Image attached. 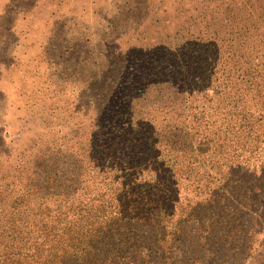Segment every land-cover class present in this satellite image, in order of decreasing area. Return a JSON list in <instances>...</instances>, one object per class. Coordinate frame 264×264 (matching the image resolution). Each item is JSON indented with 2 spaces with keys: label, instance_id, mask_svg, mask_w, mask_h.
<instances>
[{
  "label": "trees",
  "instance_id": "obj_1",
  "mask_svg": "<svg viewBox=\"0 0 264 264\" xmlns=\"http://www.w3.org/2000/svg\"><path fill=\"white\" fill-rule=\"evenodd\" d=\"M197 19L145 54L98 59L82 105L71 111L62 88L61 116L17 131L28 147L1 138L0 264L252 255L264 231V0Z\"/></svg>",
  "mask_w": 264,
  "mask_h": 264
},
{
  "label": "rangeland",
  "instance_id": "obj_2",
  "mask_svg": "<svg viewBox=\"0 0 264 264\" xmlns=\"http://www.w3.org/2000/svg\"><path fill=\"white\" fill-rule=\"evenodd\" d=\"M241 1L0 0V90L6 94L0 97V143L5 138L10 149L28 147L13 144L17 131H44L46 121L61 116L62 88L74 89L71 111L82 105L78 93L99 70L98 59L133 49L145 54L148 43L173 37L178 24ZM258 230L252 255L241 249L223 259L226 264H264V231Z\"/></svg>",
  "mask_w": 264,
  "mask_h": 264
},
{
  "label": "crops",
  "instance_id": "obj_3",
  "mask_svg": "<svg viewBox=\"0 0 264 264\" xmlns=\"http://www.w3.org/2000/svg\"><path fill=\"white\" fill-rule=\"evenodd\" d=\"M1 92H3L2 90H0Z\"/></svg>",
  "mask_w": 264,
  "mask_h": 264
}]
</instances>
